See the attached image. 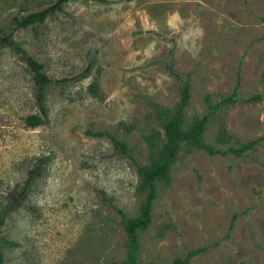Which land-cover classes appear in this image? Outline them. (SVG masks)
<instances>
[{"label":"rangeland","instance_id":"1","mask_svg":"<svg viewBox=\"0 0 264 264\" xmlns=\"http://www.w3.org/2000/svg\"><path fill=\"white\" fill-rule=\"evenodd\" d=\"M54 1L0 0V36ZM12 39L68 81L26 128L27 68L0 47V264H123L119 221L146 195L136 169L176 116L183 132L204 120L213 154L178 144L135 264H264V0H73Z\"/></svg>","mask_w":264,"mask_h":264},{"label":"trees","instance_id":"2","mask_svg":"<svg viewBox=\"0 0 264 264\" xmlns=\"http://www.w3.org/2000/svg\"><path fill=\"white\" fill-rule=\"evenodd\" d=\"M73 0H55L46 7L27 13L25 15L14 16L13 27L7 34L0 36V47L11 50L15 55L19 56L25 63L28 76L31 82L33 113L24 116L23 125L26 128L34 129L47 124V110L43 101V91L48 86H53L67 82L66 79L56 80L45 74L43 65L37 63L32 57L27 55L12 39V35L19 29L30 26L39 25L44 20L55 13L59 12L64 4ZM87 69L84 70V74ZM92 91H94L92 89ZM187 97L186 90L182 94V103ZM204 128V120L197 123L189 132H183L180 129L178 116L166 124H162L163 140L161 145L160 156L157 162L149 169L137 167L136 172L140 177L146 190L144 201L141 205L139 216L136 219H128L121 216L119 225L123 234L127 237L128 257L123 264H135L134 253L137 248L136 231L145 227L149 221V211L151 202L154 199V188L157 181L166 177L169 164L175 159L177 146L181 142L189 143L204 149L208 154H213V150L200 142V137ZM252 142L242 146L239 150H231L239 153L242 150L249 149ZM38 169L31 172V176H36ZM31 179V177H30ZM31 181V180H29ZM23 190L20 194L25 195ZM13 204L15 202H12ZM3 224V216L0 215V228Z\"/></svg>","mask_w":264,"mask_h":264}]
</instances>
